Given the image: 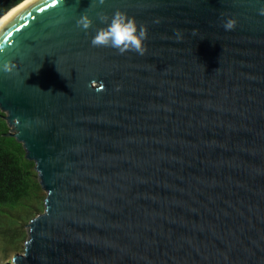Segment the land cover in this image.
Returning a JSON list of instances; mask_svg holds the SVG:
<instances>
[{"label": "water", "instance_id": "obj_1", "mask_svg": "<svg viewBox=\"0 0 264 264\" xmlns=\"http://www.w3.org/2000/svg\"><path fill=\"white\" fill-rule=\"evenodd\" d=\"M261 7L31 0L0 29V108L47 192L15 264H264ZM118 9L145 55L91 45Z\"/></svg>", "mask_w": 264, "mask_h": 264}, {"label": "trees", "instance_id": "obj_2", "mask_svg": "<svg viewBox=\"0 0 264 264\" xmlns=\"http://www.w3.org/2000/svg\"><path fill=\"white\" fill-rule=\"evenodd\" d=\"M24 1L0 0V19ZM11 134L6 113L0 108V236L13 238L44 211L47 192L41 185L36 163L27 158L23 143ZM5 251L0 247V253Z\"/></svg>", "mask_w": 264, "mask_h": 264}, {"label": "clouds", "instance_id": "obj_3", "mask_svg": "<svg viewBox=\"0 0 264 264\" xmlns=\"http://www.w3.org/2000/svg\"><path fill=\"white\" fill-rule=\"evenodd\" d=\"M54 3L60 4L61 0H54ZM96 7L103 6L106 0H92ZM259 15L264 16V7L258 10ZM97 16L105 27H100L96 30V34L91 39L93 47H108L116 50L118 54L123 55L127 52H134L143 56L147 52L146 41L148 39L147 26L139 23L135 17L129 16L126 12L116 10L109 16L101 11ZM159 23V20L155 21ZM238 20L235 17H228L224 23L225 31H232L236 28ZM77 27L87 31L93 25L92 18L85 12L76 21ZM177 41L183 39L182 33L179 30L175 32ZM0 54H5V49L0 47ZM16 65L11 60H4L0 63V73L11 75L15 72ZM218 70V69H217ZM119 91V87H117ZM15 264V261H13Z\"/></svg>", "mask_w": 264, "mask_h": 264}, {"label": "rangeland", "instance_id": "obj_4", "mask_svg": "<svg viewBox=\"0 0 264 264\" xmlns=\"http://www.w3.org/2000/svg\"><path fill=\"white\" fill-rule=\"evenodd\" d=\"M43 210L44 207L42 208V211ZM30 221L27 222L26 226L24 224L25 227L21 228L18 234L13 238H10L9 236H0V247L6 249L5 252L0 253V263L12 262L16 253H23L25 251V244L30 235ZM17 246L20 247V250L16 249Z\"/></svg>", "mask_w": 264, "mask_h": 264}, {"label": "bare ground", "instance_id": "obj_5", "mask_svg": "<svg viewBox=\"0 0 264 264\" xmlns=\"http://www.w3.org/2000/svg\"><path fill=\"white\" fill-rule=\"evenodd\" d=\"M31 0H25L23 3H21L20 5L16 6L15 8H13L12 10H10L5 16H3L0 19V29L5 26L8 21L23 7L25 6L28 2H30Z\"/></svg>", "mask_w": 264, "mask_h": 264}]
</instances>
